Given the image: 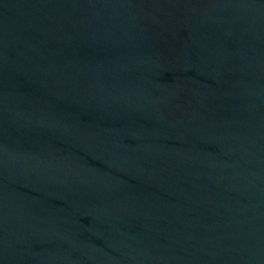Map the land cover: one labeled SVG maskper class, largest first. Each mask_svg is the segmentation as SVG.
<instances>
[{
	"label": "water",
	"instance_id": "water-1",
	"mask_svg": "<svg viewBox=\"0 0 264 264\" xmlns=\"http://www.w3.org/2000/svg\"><path fill=\"white\" fill-rule=\"evenodd\" d=\"M0 264H264V0H0Z\"/></svg>",
	"mask_w": 264,
	"mask_h": 264
}]
</instances>
